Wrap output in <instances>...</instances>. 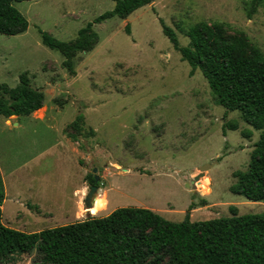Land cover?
<instances>
[{"label": "rangeland", "instance_id": "374dc122", "mask_svg": "<svg viewBox=\"0 0 264 264\" xmlns=\"http://www.w3.org/2000/svg\"><path fill=\"white\" fill-rule=\"evenodd\" d=\"M250 1L155 0L126 20L93 25L99 43L73 58L74 76L57 51L42 45L38 31L73 41L86 24L113 10L115 1L14 3L28 28L15 36L0 34V83L14 87L27 74L45 102L33 114L36 120L22 117L19 128L16 120L0 117L2 223L32 233L123 207L149 209L171 222L187 213L193 222L264 213L263 202L229 190L233 173L247 169L259 132L238 112L225 114L199 71L189 76V65L159 23L175 31L181 46L188 44L190 27L220 23L229 34L245 35L264 55V3L248 19ZM79 114L85 134L73 142L65 132H74L69 126ZM230 123L237 130L224 127ZM249 130L246 139L242 132ZM206 164L212 166L192 184ZM88 175L98 177L94 198L100 204L89 217ZM33 256L15 254L9 264H32Z\"/></svg>", "mask_w": 264, "mask_h": 264}, {"label": "trees", "instance_id": "16d2710c", "mask_svg": "<svg viewBox=\"0 0 264 264\" xmlns=\"http://www.w3.org/2000/svg\"><path fill=\"white\" fill-rule=\"evenodd\" d=\"M26 1L33 0H0V34L15 36L27 30V20L13 6ZM114 1L113 10L86 24L73 41H59L38 31L42 45L63 57L62 66L70 76L75 75L73 58L91 52L99 43L93 25L113 17L126 20L134 11L155 2ZM263 3L250 1L248 19ZM159 23L173 49L189 65V76L199 71L225 114L238 112L244 123L259 132L247 169L233 173L235 182L229 190L248 201L264 203V55L245 35L229 34L220 23L190 27L185 33L186 46L179 44L175 31L163 20ZM125 33L130 34L128 25ZM44 102V92L31 85L27 74H22L14 87L0 83L1 117H28ZM224 127L237 130L236 124ZM69 128L74 132H65L66 137L78 142L85 134L83 115H77ZM242 135L249 139L252 131ZM86 180L99 189L92 175ZM4 200L0 177V264H9L15 254L33 253L32 264H264V213L197 222L187 213L181 222H171L149 209L123 207L107 216L25 233L2 223ZM194 208L191 204L188 210Z\"/></svg>", "mask_w": 264, "mask_h": 264}, {"label": "crops", "instance_id": "0c3cea01", "mask_svg": "<svg viewBox=\"0 0 264 264\" xmlns=\"http://www.w3.org/2000/svg\"><path fill=\"white\" fill-rule=\"evenodd\" d=\"M37 112V111H36ZM35 113V112H34ZM34 113H32L30 116H28V117H24V118H31V119H33V120H36L35 119V116L33 115ZM1 117V116H0ZM45 117V116H44ZM4 118V117H3ZM21 118L22 117H16V116H12V117H10V118H7V119H14V120H16V126L14 127V128H19L20 127V121L19 120H21ZM44 119V118H43ZM42 119V120H43ZM5 120V119H4ZM0 176H2V178H3V181H5V178H4V175L2 174V172L0 171ZM2 180V179H1ZM3 184V183H2ZM4 188V187H3ZM5 194V193H4ZM17 201H18V205L20 206V208H22V200H19V198H17L16 199ZM15 200V201H16ZM6 203V198H5V200H4V202H3V204H2V206H1V210H2V216H3V212H4V204ZM24 205V204H23ZM16 213H12V215H15Z\"/></svg>", "mask_w": 264, "mask_h": 264}, {"label": "water", "instance_id": "95a60500", "mask_svg": "<svg viewBox=\"0 0 264 264\" xmlns=\"http://www.w3.org/2000/svg\"><path fill=\"white\" fill-rule=\"evenodd\" d=\"M211 166H212V165H210V164H206V165H204V166H201V167H200L201 173H200V175H198V176H196V177L194 178V181L192 182V184H194L195 181H198L199 177H201V176L204 174V170L207 169V168H209V167H211ZM94 178H95V183H97V181H98V177L95 176ZM187 186H188V185H187ZM96 190H97V187H96V186H92L91 189H90V194H92L93 197H94V195H95ZM88 200H89V204L91 205V204H92V202H91L92 199L88 198ZM87 216H88V217L90 216V214H89L88 211H87Z\"/></svg>", "mask_w": 264, "mask_h": 264}, {"label": "bare ground", "instance_id": "6f19581e", "mask_svg": "<svg viewBox=\"0 0 264 264\" xmlns=\"http://www.w3.org/2000/svg\"><path fill=\"white\" fill-rule=\"evenodd\" d=\"M98 201V198H94L93 197V199L91 200V202H92V207H91V209L89 210V213H90V215L91 216H95V214H96V211L98 210V209H100V204H99V202H97ZM83 213H84V211H83Z\"/></svg>", "mask_w": 264, "mask_h": 264}]
</instances>
